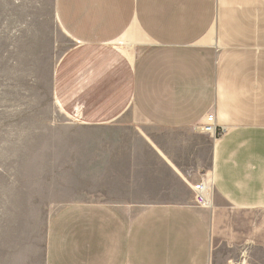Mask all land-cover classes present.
Here are the masks:
<instances>
[{
	"label": "crops",
	"instance_id": "crops-1",
	"mask_svg": "<svg viewBox=\"0 0 264 264\" xmlns=\"http://www.w3.org/2000/svg\"><path fill=\"white\" fill-rule=\"evenodd\" d=\"M54 12L73 41L52 77L64 111L86 126L131 111L172 135L135 137L128 177L191 189L204 142L192 126L209 116L224 133L209 157L211 207L191 195L134 212L69 203L48 223L45 263L264 264V0H54Z\"/></svg>",
	"mask_w": 264,
	"mask_h": 264
},
{
	"label": "rangeland",
	"instance_id": "rangeland-1",
	"mask_svg": "<svg viewBox=\"0 0 264 264\" xmlns=\"http://www.w3.org/2000/svg\"><path fill=\"white\" fill-rule=\"evenodd\" d=\"M135 36L141 48L147 44ZM72 45L56 20L54 0H0V264H46L48 223L69 203L100 200L134 212L192 197L179 177L163 175L146 187L124 169L129 147L138 148L135 137L171 134L138 124L131 111L105 125H81L57 103L53 70ZM209 120L191 129L204 138L201 172L210 171L212 140L224 133L215 123L217 138L202 132L198 125Z\"/></svg>",
	"mask_w": 264,
	"mask_h": 264
},
{
	"label": "built area",
	"instance_id": "built-area-1",
	"mask_svg": "<svg viewBox=\"0 0 264 264\" xmlns=\"http://www.w3.org/2000/svg\"><path fill=\"white\" fill-rule=\"evenodd\" d=\"M198 128L213 138H217L219 134L214 122L209 120L198 125ZM224 131V130H223ZM192 200L196 206L211 207L213 204L214 182L211 171L200 172L197 179L191 185ZM229 264H242L233 262Z\"/></svg>",
	"mask_w": 264,
	"mask_h": 264
},
{
	"label": "bare ground",
	"instance_id": "bare-ground-1",
	"mask_svg": "<svg viewBox=\"0 0 264 264\" xmlns=\"http://www.w3.org/2000/svg\"><path fill=\"white\" fill-rule=\"evenodd\" d=\"M58 103V102H57ZM75 117V116H74ZM76 118V117H75ZM78 120H79V118H78Z\"/></svg>",
	"mask_w": 264,
	"mask_h": 264
}]
</instances>
